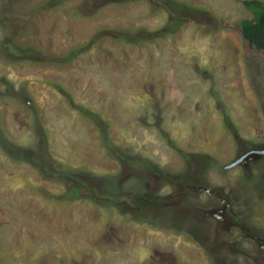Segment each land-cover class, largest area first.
Returning a JSON list of instances; mask_svg holds the SVG:
<instances>
[{"label": "rangeland", "instance_id": "obj_1", "mask_svg": "<svg viewBox=\"0 0 264 264\" xmlns=\"http://www.w3.org/2000/svg\"><path fill=\"white\" fill-rule=\"evenodd\" d=\"M243 1L0 0V264H264Z\"/></svg>", "mask_w": 264, "mask_h": 264}, {"label": "trees", "instance_id": "obj_2", "mask_svg": "<svg viewBox=\"0 0 264 264\" xmlns=\"http://www.w3.org/2000/svg\"><path fill=\"white\" fill-rule=\"evenodd\" d=\"M243 5L252 12L253 17L241 22V35L250 46L264 53V3L244 0Z\"/></svg>", "mask_w": 264, "mask_h": 264}, {"label": "flooded vegetation", "instance_id": "obj_3", "mask_svg": "<svg viewBox=\"0 0 264 264\" xmlns=\"http://www.w3.org/2000/svg\"><path fill=\"white\" fill-rule=\"evenodd\" d=\"M257 150H263L264 151V148L243 150V153L240 154L239 158L241 157V155H244V154H246V155L241 159V161L238 163L237 166H241L244 171L251 173V174H252V172H251L252 167L255 168V172L258 173L259 171H262L264 173V152L263 153H257V152H255ZM249 152H251V153H249ZM217 200H218V203L224 202V200H219L218 198H217ZM228 212H231L230 209H228ZM236 221L237 222H235V224H233V225H230L229 228H235L236 229L237 227H240L241 230H242V228L245 229L242 225H240L238 223L237 218H236Z\"/></svg>", "mask_w": 264, "mask_h": 264}, {"label": "water", "instance_id": "obj_4", "mask_svg": "<svg viewBox=\"0 0 264 264\" xmlns=\"http://www.w3.org/2000/svg\"><path fill=\"white\" fill-rule=\"evenodd\" d=\"M255 152H257V153H263L264 151H263V150H257V151H255ZM249 153H251V152H249ZM247 154H248V153H247ZM245 155H246V154L241 155L240 158H237V160H235L234 162L228 164L226 167L231 168V167L237 166L238 163L241 161V159H242ZM253 237H254L255 240H257V236L254 235Z\"/></svg>", "mask_w": 264, "mask_h": 264}]
</instances>
